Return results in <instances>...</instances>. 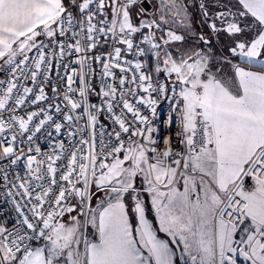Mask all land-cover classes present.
Here are the masks:
<instances>
[{
  "label": "snow or ice",
  "instance_id": "6c2138e0",
  "mask_svg": "<svg viewBox=\"0 0 264 264\" xmlns=\"http://www.w3.org/2000/svg\"><path fill=\"white\" fill-rule=\"evenodd\" d=\"M33 48L25 72L30 58L15 57ZM72 56L79 72L63 63ZM0 59L12 66L0 80V182L31 212L17 202L19 226L0 227V264H175L144 193L185 264H264V0H0ZM54 63L66 87L50 97ZM169 91L182 105L175 146L157 144L142 111L155 115L153 94ZM41 133L50 153L32 146ZM21 160L27 183L9 179Z\"/></svg>",
  "mask_w": 264,
  "mask_h": 264
},
{
  "label": "built area",
  "instance_id": "2783aa9c",
  "mask_svg": "<svg viewBox=\"0 0 264 264\" xmlns=\"http://www.w3.org/2000/svg\"><path fill=\"white\" fill-rule=\"evenodd\" d=\"M44 51L49 52L50 48H45ZM27 55L30 59L28 61L27 67H25V72H27L29 69L33 68V61L38 58V53L35 48H33L31 51L23 53L21 56L15 57V60L18 62L21 59H23V56ZM131 58V57H129ZM6 59V58H5ZM145 60H149V57H145ZM76 57H65L63 63L69 64V68L67 71L71 73L72 69L75 68L77 72L80 71V65L75 63ZM12 67L11 65H8L2 61L0 62V80L7 81L11 78L12 73L8 71V69ZM22 67H24L22 65ZM91 67L95 70V77H93L91 74L89 75V79L91 80L94 87L97 89L100 86V66L98 64H91ZM87 71V67L84 69ZM59 72L60 76H63L65 73V69L63 66L56 67L54 63V67L50 73L51 75V83L47 84L45 86V92L52 97L51 88L53 86L58 88H64L66 87V83H59L58 77L56 76V72ZM16 76H20V72H16ZM158 79L161 80V82H164L166 79L164 76L158 77ZM39 82V78H38ZM22 83L27 84L29 87H33L34 90L36 88L35 85L31 83L30 80L22 81ZM74 88L78 87V81L76 84L73 85ZM177 91H179L177 89ZM15 95V93H14ZM153 98L157 101L155 105V115L151 113V110L148 108H142L143 114L149 116L151 120V126L153 128L152 136L153 139L157 141L158 145H162L163 141L165 139H171L173 145L175 146L178 142L179 136V112L177 111L178 106V97L174 96V94L169 91L166 95H160L157 96L153 94ZM47 103V102H43ZM90 103H99V98L95 95H92L90 97ZM23 108L27 111L37 110L35 105H32L30 103H26ZM24 113L22 111H18L17 115H23ZM103 119V118H102ZM106 123H110V121H106ZM7 135V133L5 134ZM39 139L34 140L32 146L36 147L39 146L42 153H50L52 151V143L50 139L46 137L45 133L38 134ZM59 139V138H57ZM27 148V142L25 141V150ZM35 154V153H33ZM13 173L18 174L21 177H25L24 182L27 183V169L25 167L24 160L19 161L15 166L12 167V169L9 171V179H12ZM19 183V181H17ZM33 183H38L37 181H33ZM46 183V182H45ZM11 189L13 195L9 196L7 193ZM17 191H22L16 188H11V185L8 187H5L3 182H0V227H4L8 229V231L12 232L19 226V221L22 219L17 211H16V203L18 202L21 206V209L25 212V214L31 216V212L29 211V206L27 205L28 198L27 197H21L16 195ZM37 191H39L37 189ZM35 195V193H33ZM34 202V201H33ZM48 205H45V208L47 209ZM238 264H246L243 260V257H240L238 260Z\"/></svg>",
  "mask_w": 264,
  "mask_h": 264
},
{
  "label": "crops",
  "instance_id": "0c3cea01",
  "mask_svg": "<svg viewBox=\"0 0 264 264\" xmlns=\"http://www.w3.org/2000/svg\"><path fill=\"white\" fill-rule=\"evenodd\" d=\"M38 41V40H37ZM16 45H14L13 47H15ZM258 66H260L259 64H256ZM252 70H258V69H255V68H251ZM182 106V105H181ZM101 197L97 196L95 200H98L100 199ZM142 199H143V202H144V208H145V218L148 220L149 224L152 226L153 230L154 231H157L159 234H163L164 236L168 237L166 234V232H162L160 230H156L154 229L155 227H160V226H157V225H160V220H159V217L157 216L156 214V211L152 205V202H151V196L148 194V193H144L143 196H142ZM130 211V216H129V222L130 224L132 225L133 227V230H135L137 227H139V220H138V217L132 213V210L131 208L129 209ZM72 215H75V214H65V216L67 217H70V218H66L64 221L65 224H71V216ZM59 219V218H58ZM84 234H86V238L90 239V238H94V237H98V233L96 232V229H95V232H90L88 230H86V228H84ZM237 238H239V233L237 234ZM91 240V239H90ZM167 242H172L173 244H175V241L171 240L170 238L167 239ZM177 244H179L181 247H180V251L182 250L183 248V245L178 243L176 241ZM176 245V244H175ZM182 252V251H181Z\"/></svg>",
  "mask_w": 264,
  "mask_h": 264
},
{
  "label": "rangeland",
  "instance_id": "374dc122",
  "mask_svg": "<svg viewBox=\"0 0 264 264\" xmlns=\"http://www.w3.org/2000/svg\"><path fill=\"white\" fill-rule=\"evenodd\" d=\"M194 12H195V10H193ZM199 25V21L197 20V26ZM38 40V41H37ZM41 41H43L45 44H48V40H47V38L45 37V36H43V35H41V36H39V37H37L36 38V43L37 44H39ZM16 47V46H15ZM23 53H18V55L16 56V57H18V56H21ZM2 61V59H0V62ZM234 62H236V63H240L242 66L244 65V63H245V61L243 60V59H240V60H234ZM252 66H254V67H257V68H260V66H258V65H252ZM252 68V67H251ZM96 199V197H93V200H92V206H96L97 207V205L100 203V199H98V200H95ZM72 214H75L76 215V213H72ZM67 216H68V214H67ZM67 216H64L63 218H62V221H64L66 218L68 219V218H70V217H67ZM81 219L83 220V217H81ZM157 226H160V225H157ZM86 228V227H85ZM154 229H156V230H159L160 229V227H155ZM156 232V235H157V238L158 239H160V240H163V241H165V242H167V239L168 238H170L171 240H173V238L171 237V236H169V235H167L168 237H166V236H164L163 234H159L157 231H155ZM167 234V233H166ZM85 236H86V234H85ZM98 236V235H97ZM98 237H94L93 239L92 238H90L91 240H95V239H97ZM89 238H88V240H90ZM175 244L177 245V243H176V241H175ZM177 247V246H176ZM146 254V253H145Z\"/></svg>",
  "mask_w": 264,
  "mask_h": 264
},
{
  "label": "trees",
  "instance_id": "16d2710c",
  "mask_svg": "<svg viewBox=\"0 0 264 264\" xmlns=\"http://www.w3.org/2000/svg\"><path fill=\"white\" fill-rule=\"evenodd\" d=\"M250 67L255 68V69H259L257 67L252 66V65ZM92 207L96 208V206H92ZM86 230H88L92 233L95 232V228H93L90 223L86 226ZM168 243H169L170 247L173 249V251L175 252V256H174L175 264H185L186 257L181 258L182 257V252L180 251L181 246L179 244L175 245L172 242H168Z\"/></svg>",
  "mask_w": 264,
  "mask_h": 264
},
{
  "label": "bare ground",
  "instance_id": "6f19581e",
  "mask_svg": "<svg viewBox=\"0 0 264 264\" xmlns=\"http://www.w3.org/2000/svg\"><path fill=\"white\" fill-rule=\"evenodd\" d=\"M247 264V262H245Z\"/></svg>",
  "mask_w": 264,
  "mask_h": 264
}]
</instances>
